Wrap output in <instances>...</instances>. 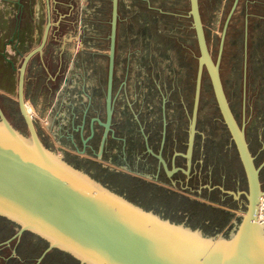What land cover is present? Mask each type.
Segmentation results:
<instances>
[{"label":"rangeland","instance_id":"374dc122","mask_svg":"<svg viewBox=\"0 0 264 264\" xmlns=\"http://www.w3.org/2000/svg\"><path fill=\"white\" fill-rule=\"evenodd\" d=\"M13 0H0V28L8 34L12 30L15 12ZM22 34L31 46L41 42L46 24V1L52 20L51 0H23ZM53 8L65 15L61 33L66 42L68 80L62 84L58 96L51 97L46 75L32 65L25 74L24 103L32 109V122L44 150L70 169L83 174L111 194L146 213L171 225L199 231L204 238L228 241L235 234L246 210V200L240 207L214 203L226 213L159 212L93 173V166L83 163L79 153L77 133L83 90L91 94L104 90L110 0H55ZM234 0H198L201 21L209 54L213 60L219 55L223 26ZM187 0H119V24L116 73L118 82L128 77L122 97L116 106L117 119L126 120L124 104L137 100L136 110L149 115L159 113L160 103L170 102L166 113L180 114L181 128L187 129L194 90L198 50ZM32 47L26 48L24 52ZM54 49L56 47H53ZM8 53L18 67L21 57ZM245 57V61H244ZM149 65V94L146 84L135 83L145 77V59ZM219 75L231 112L239 125H243L246 141L256 166L264 160V0H238L227 25L219 58ZM147 83V82H146ZM17 72H12L0 58V107L12 128L30 141L27 127L17 107ZM156 91H159L156 92ZM103 95L101 96L102 99ZM153 108V109H152ZM34 114V115H33ZM177 120V118H175ZM198 155H205L204 168L213 170L215 181L227 173L229 190L238 186L246 191V181L234 145L218 112L208 78L204 75L197 122ZM204 148V149H201ZM93 160V156L88 155ZM90 161V160H88ZM92 162V161H91ZM260 190L264 192V170L260 173ZM145 208H144V207ZM171 211L170 209H166ZM161 211V210H160ZM264 215V211L262 212ZM15 232V226L0 218V243ZM264 233V226H263ZM46 243L30 233H24L19 253L14 256L33 264ZM11 247L4 253L9 256ZM32 261V262H31ZM44 264H78L68 255L54 251Z\"/></svg>","mask_w":264,"mask_h":264},{"label":"water","instance_id":"95a60500","mask_svg":"<svg viewBox=\"0 0 264 264\" xmlns=\"http://www.w3.org/2000/svg\"><path fill=\"white\" fill-rule=\"evenodd\" d=\"M187 2L198 50L188 151L192 146L206 75L246 178V210L235 234L228 241L219 239L214 242L204 238L199 231L161 221L106 191L44 150L32 118L25 110L23 86L25 66L36 52H41L49 30L47 24L40 45L23 57L17 76V107L29 132V142L12 128L0 107V218L15 226L14 234L0 243V247L11 243L16 245L24 233H30L47 245L34 264H41L53 251L68 255L78 264H264L263 228L261 232L255 229L262 194L259 171L264 161L255 167L244 127L237 123L231 112L218 68L225 31L238 0L233 1L226 17L216 60L209 54L199 2ZM118 7L119 0H110L106 86L108 122ZM225 193L238 199L233 192ZM236 236L238 240L231 252L226 256L219 255L218 249L233 242Z\"/></svg>","mask_w":264,"mask_h":264},{"label":"flooded vegetation","instance_id":"af4514ba","mask_svg":"<svg viewBox=\"0 0 264 264\" xmlns=\"http://www.w3.org/2000/svg\"><path fill=\"white\" fill-rule=\"evenodd\" d=\"M23 11L12 19V30L10 33L5 34V30L0 28V58L12 72H17V76L23 57L40 45L31 46L30 39L23 36L21 32ZM61 22L62 19L54 22L48 21L49 30L41 52H36L29 59L24 72L25 84V74L29 67L36 65L37 68L42 69L46 75V82L51 87L49 91L52 90L51 97L54 95L58 96L62 89V84L68 80L66 42L61 33ZM118 24L109 122L106 111L108 52L106 55L107 65L103 93L101 94V90L98 89L91 94H86L85 90L82 92L81 109L77 117L78 124L73 129L77 133L79 153L84 156L82 162L92 165L94 175H97L101 181L114 185L116 190L121 189L130 196L135 197L136 200L149 204L153 209H160L161 211L158 210L159 212L165 210L164 213H180L187 209L192 211L191 213H226L213 204L229 205L228 201H232L240 207L242 199L246 200L244 193L247 192V184L246 191H244L241 189L240 181L238 180L236 181L238 186L235 190L230 191L227 173H222L220 181H215L213 170L204 168L206 156L203 154L199 156L197 151L198 118L192 146L190 151H188L191 111L187 129L183 130L181 128L180 114L170 115L166 113V107L170 102L168 99L164 105L160 103L157 115L139 112L136 110L138 106L137 100L131 99L124 104V109L127 111V114L124 115L126 120L117 119L116 106L119 101H124L120 96L123 94L128 79V77L123 76L122 80L118 82L116 73ZM28 47L32 48L23 53ZM53 47L56 48L54 49ZM8 48L12 49L14 59L15 56L17 58L21 57L18 67H15V61L8 53ZM145 61L146 65H143L142 68L145 77L141 81L136 82L135 86L138 88L140 85L146 84L145 95H148L149 60L146 58ZM156 92L159 93V91ZM88 155L93 156V160L89 159ZM255 167L258 166L255 165ZM262 170H264V165L259 171V179ZM226 191L237 194L238 199L235 200L231 195L226 194ZM261 196H264V192H262ZM167 208L171 211H167ZM20 245L21 239L18 244H12L11 250H14L16 254L19 253ZM5 249L0 250V252L4 253ZM5 255L7 256L6 253ZM17 256L3 257V259H0V264L26 263Z\"/></svg>","mask_w":264,"mask_h":264},{"label":"bare ground","instance_id":"6f19581e","mask_svg":"<svg viewBox=\"0 0 264 264\" xmlns=\"http://www.w3.org/2000/svg\"><path fill=\"white\" fill-rule=\"evenodd\" d=\"M25 110L27 112L28 115H32V109L31 107L28 105V103H25ZM34 115V114H33ZM29 142V141H27ZM264 211V196L259 197V201H258V212H257V217H256V227L255 229L257 230V228L259 229V231H262V228L264 226V215L262 214V212ZM190 240H192V242H196L194 238H191ZM238 240V236L235 237L234 241L231 242L230 244H228L227 246H224L223 248L218 249V254L222 255V256H226L228 253L231 252V250L234 248V243ZM198 242V241H197Z\"/></svg>","mask_w":264,"mask_h":264},{"label":"crops","instance_id":"0c3cea01","mask_svg":"<svg viewBox=\"0 0 264 264\" xmlns=\"http://www.w3.org/2000/svg\"><path fill=\"white\" fill-rule=\"evenodd\" d=\"M9 1V0H8ZM10 2H12L14 5H15V12H14V15H13V17L12 18H16L17 17V15H18V13H20L22 10H24L26 7V4H25V2L23 1V0H13V1H10ZM51 3H52V11L53 12H55V14L57 15V17H56V19H55V21H60L61 19H63L64 17H65V15H61V14H59L58 13V11L56 10V9H54L53 8V6L54 5H57V3H56V1L55 0H51ZM19 4V5H18ZM46 15L48 16L47 17V20L48 21H51V22H54L53 20H52V16H51V10H50V8H49V6H48V3H47V1H46ZM20 7V8H19ZM13 235V234H12ZM11 235V236H12ZM10 236V237H11ZM10 237H8V239L10 238ZM7 240V239H6ZM6 240H4V241H6ZM3 241V242H4ZM2 243V242H1ZM12 244L13 243H11L9 246H3V247H0V250H2V249H5V248H9V247H11L12 246ZM13 251L14 250H11V252H10V254H9V256H11V257H15L14 256V254H13ZM7 256H5V258H6ZM0 259H3V257H1L0 256Z\"/></svg>","mask_w":264,"mask_h":264},{"label":"trees","instance_id":"16d2710c","mask_svg":"<svg viewBox=\"0 0 264 264\" xmlns=\"http://www.w3.org/2000/svg\"><path fill=\"white\" fill-rule=\"evenodd\" d=\"M54 252V251H53ZM52 254V252L49 254V255H47L46 257H45V259H44V261L42 262V264H44V262H47V259H48V257H50V255Z\"/></svg>","mask_w":264,"mask_h":264}]
</instances>
